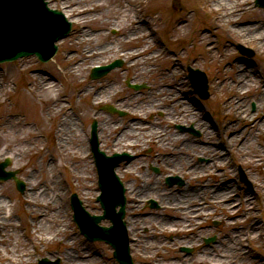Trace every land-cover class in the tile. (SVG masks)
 <instances>
[{"label": "rangeland", "instance_id": "1", "mask_svg": "<svg viewBox=\"0 0 264 264\" xmlns=\"http://www.w3.org/2000/svg\"><path fill=\"white\" fill-rule=\"evenodd\" d=\"M48 1L50 7L63 10L59 0ZM90 1L81 0L79 5L84 4L92 7L96 4ZM253 1L249 0L248 4L234 5L235 12L240 16L241 21H260L264 26V7L255 6ZM101 2L103 3L101 6L102 11L94 16L96 19H93L92 22H85L88 26L89 24L93 26L97 24L96 26L101 28V30L94 32L89 39L85 41L78 39L82 23L71 20L73 16L70 15L67 17L72 21L73 28L69 35L57 41L58 50L49 61L40 62L35 55H29L20 57L14 61L0 63V83L3 87L0 91V119L6 120L7 117L12 116L11 114L17 113L16 119L18 121H28L31 125L30 131L32 135L34 133V136L36 134L39 136L34 146L31 145L34 140L29 138V148L21 157L17 155L18 149L21 146H17V142L13 140L12 154L0 155V161L6 157L10 159V163L5 169L17 170V176L25 182V188L23 192H20L17 190L13 179L0 180V186L4 185L6 190H8V195H5V199L11 198L15 223H22L17 228V235L20 241H27L29 237L27 235H29L28 233L31 228L30 221L34 219V216L27 211L23 198L31 191L32 181L26 180L28 172H32L33 169L40 167L42 171L38 172V180L47 185L51 177H58L60 184L64 187L60 195V201L67 210L65 220L68 222V225L64 230H60L51 242L44 244L37 243V251L31 257L32 262L29 264H38V260L43 257L48 258L50 262L60 260L59 264H68L63 259V255L57 253V251H60L65 236L67 237L69 234H73L76 237L75 248H89L91 252L98 254L100 261L97 264H120L113 257V248L108 243L100 240H89L80 232L73 220V210L69 200L70 194L75 192L89 213H102V208L97 200V195L99 194L98 177L91 151L89 150L85 153V150L90 147V123L96 120L97 125L99 124V128H101L103 119L108 120L110 127L108 126L104 130L102 136L98 135L99 142L104 140L105 144L100 147L108 153L115 148L120 150L118 147L114 148L112 145L122 125V123H119L117 126L115 123L113 124L114 120L110 121V118L115 119L117 116H114L115 114L113 113H107L106 109L102 107L103 105L112 103L116 107L118 106L117 108H128L133 112L139 111L142 116H145L148 112L156 113L154 107L143 106V102H146L149 98L152 99L153 94L159 97L163 95L159 93L161 88L170 89V93L175 92L179 84V78L184 74V66L185 64H189L191 66H205L208 77L212 79H210V90L212 93L210 103L217 100V97L224 95L221 94L223 87H226L227 91L228 89L229 91H233L235 96L226 94L225 100L221 103L225 104L224 107L221 105L225 115H229L231 119H234L235 116L237 118L235 111L238 106L244 102H248L251 98L254 100L260 99V110L264 109V48L261 49L259 45L261 39L252 35L259 28L254 27L252 30H249L253 32L252 34H247V31H239L234 36L226 34L224 31L226 26L224 24H216L222 22L220 18L221 14L227 13L229 4L225 2L222 4L221 2L219 8L214 9L211 6L214 4H212V0H139L138 2H132L131 0H101ZM139 10L140 12H137ZM134 12L137 13L135 14ZM137 15L148 22V26L155 33L154 37L156 40L157 37H160L165 40L168 47L176 50L177 54L175 53V58L178 60L175 63L177 65L172 69V72L176 71V74L171 76L170 73L164 70L165 66L170 62L171 64L174 62V54L165 52L163 49L160 51L158 47L160 44L150 46L149 51L154 49H159V51L151 54L149 59H146L147 53H143L137 58L133 57L135 54L127 53V50L134 49L139 44L143 46L145 40H147L145 38L144 41H141L139 38L140 43H137V40H132L129 43L123 40L129 32H133L134 25L131 24V21ZM85 20L90 21V18ZM112 23H115L114 27L111 25ZM87 30L92 32L90 28H87ZM210 42H212V46L217 48L214 53L206 48V44ZM236 43L252 47L255 50L254 58L244 57L242 61L238 57L239 55L235 47ZM102 46H104V49L100 54L102 58L99 62L100 64H106L118 58L123 63L120 67L113 68L104 76L92 79L90 77L91 68L98 62L92 57L94 61L91 63V57H86L82 50L96 48H100L101 50ZM177 47H182L183 49L180 51ZM68 55L73 58L70 59ZM143 58L147 60V63L142 64ZM75 62H79L77 71L73 70ZM183 62L185 63L183 64ZM151 65H154V67L150 68ZM217 65L219 66L218 70ZM148 67L150 68L149 70ZM248 67L255 74H258L257 77L261 78V82L257 83V77H254L253 74L249 75ZM240 68L241 70L246 69L245 77L236 79V74ZM47 74H49V77H55L58 91L67 100L60 110L51 107L49 110H46L40 99L31 94L33 84L39 83L38 78L40 76L48 77ZM219 74L222 79L215 80L214 78H217ZM127 79L130 82H143L147 86L142 90H138V92L127 85ZM222 80H224L225 84L223 87L220 86L219 89V87H216V84H219ZM232 81L235 82L232 83ZM239 82L241 85L238 88L237 83ZM169 85L171 86L170 88ZM245 86L246 88L243 89ZM183 87L184 85H179V89L184 91L185 95L190 98V92ZM86 89L89 90L88 95L83 91ZM238 90L245 91L239 92ZM94 93H97V95L94 96ZM166 93L168 94L169 92L167 91ZM40 94L42 92H38V95ZM93 97L103 99V102L95 104L92 102ZM164 103L170 105L172 108V100H164ZM235 106L236 108H234ZM63 112H66V114L71 113L74 117L77 140H81L82 146L78 148L75 154L64 155L62 152L56 154L53 150L57 121L63 115ZM110 115H113V117H110ZM212 117L216 120L215 115ZM244 122H246L244 119L238 122L239 126ZM233 124H236V121ZM4 128L7 129V125H4ZM254 128L255 126L252 129V133L248 132V130L242 131L241 139L245 138V140H248L249 145L248 148L242 147L247 150L246 154L238 152L240 156L239 160L247 162L242 163V168L246 171L247 177L252 179L254 194L252 195L251 208L246 207L243 201H241L242 195L246 191L244 185L241 188H236L235 194L232 196V199L236 200V203L234 202L237 205L236 211L244 216L236 219L233 223L240 227V241L231 245L213 244L208 248L201 247L203 245L200 243V246L191 254L179 251V244H183L182 246L191 245L180 240H175L172 244L162 245H159L158 241L138 246L137 243H131L130 255L135 264H174L175 262L177 264H252V256L254 255H258L264 263V198L257 186V181L264 178V170H262L264 167V147L262 146L264 137H256V145ZM149 139L148 134L139 138V140L144 141ZM77 140H75L76 143ZM153 140L156 143L160 141V139L156 138H153ZM115 142L117 145L124 144L118 140H115ZM177 143L173 144V149H176ZM251 143L252 145H250ZM126 144L123 147L124 149L128 146ZM241 145L243 146V143ZM179 150L182 151V149ZM38 151H42L45 154L43 158L40 157L41 154ZM254 153L261 160L258 166L255 164L256 158L253 157L255 156ZM46 159L49 160L48 163H46ZM22 163L25 165L20 167ZM224 168L225 173H217L210 177L211 181L209 182L215 184L220 182L221 179H225L223 174L232 176L231 171L234 168L232 170H229L226 166ZM208 178L204 174L196 182L195 180L191 181V186H201L203 181ZM233 179H236V177L233 176ZM140 183V181H134L129 183V186L131 187L133 184L138 185ZM203 194L204 192L200 195V197L206 199L203 202H208L209 197ZM50 195L52 194L50 193ZM209 206L225 210L226 215L228 213L226 206L215 203L209 204ZM256 216L261 220L262 227L259 237L254 239L251 237L253 230L251 224ZM100 224L108 225L109 221L103 219L100 221ZM25 248L31 253L34 251L30 243L26 244ZM245 248L247 252L242 253L239 251ZM218 256H223L219 263L210 262ZM176 258L180 260H176Z\"/></svg>", "mask_w": 264, "mask_h": 264}, {"label": "flooded vegetation", "instance_id": "2", "mask_svg": "<svg viewBox=\"0 0 264 264\" xmlns=\"http://www.w3.org/2000/svg\"><path fill=\"white\" fill-rule=\"evenodd\" d=\"M170 91L165 93L168 97L165 100H172V108L161 100L163 95L159 97L153 94V98L142 105L154 107L156 113L148 112L144 120L129 117V114L116 120V123H122L116 139L122 138L123 131L124 134L131 131L130 136L125 135L126 141L130 142L129 146L120 151L128 155L117 167L126 185L124 225L128 240L141 244L180 240L191 245L201 243L206 246V241L211 239L213 244H234L239 240L240 227L233 223L240 214L230 212L226 215L225 210L209 207L205 202L200 208L192 209L190 205L193 199H189H205L193 194L204 192L203 195H207V189L203 185L192 188L191 181L207 174L210 167L226 165L228 169L234 168L239 158L237 152L244 140L241 139V133L246 125L239 128L233 124L235 118L225 115L221 99H214L211 104L207 102L212 97L208 81L206 98L196 97L193 92H190V98L185 94L175 97L176 93ZM221 94L225 95L224 92ZM228 94L235 96L232 91ZM181 104L183 106L180 109ZM257 106L253 100L240 105L247 116H254L256 111H260ZM214 115L216 120L212 117ZM145 134H148V139L151 136L150 139L139 140ZM177 136L182 137L175 139ZM153 138L160 141L156 143ZM175 142L178 143L176 149H173ZM224 169L218 167L215 172H224ZM134 181L141 183L130 187L129 183ZM200 188L202 190L197 193ZM129 194L135 198L131 200ZM177 198L189 200V203L171 207ZM151 199H154V207ZM210 201L220 203L216 197L210 198Z\"/></svg>", "mask_w": 264, "mask_h": 264}, {"label": "bare ground", "instance_id": "3", "mask_svg": "<svg viewBox=\"0 0 264 264\" xmlns=\"http://www.w3.org/2000/svg\"><path fill=\"white\" fill-rule=\"evenodd\" d=\"M62 4L63 12L66 16H73V20L76 22H81V31L80 36L78 39L80 41H85L91 37V35L94 32H97L101 30L97 24L95 26L88 24H85V22H92L93 19H96V14L101 12V6L103 3L101 0H91L90 2L96 3L92 7H88L86 5H79L81 0H59ZM104 1V0H102ZM132 2H138L139 0H131ZM223 4L225 2L226 4H229L230 6L227 9L226 14H221V24H224L226 27L224 28V31L226 34L230 36L237 35L238 32L247 31V34H252L253 32L249 31L252 30L254 27L259 28L260 31H257L252 34L253 37L261 39V43L259 44L261 49L264 48V26L262 25L260 21H241L239 15L236 14V9L234 5L236 4H248L249 0H212L211 5L214 9H218L220 4ZM222 6V5H221ZM137 12H140L137 11ZM137 12H134L135 14ZM114 13V12H113ZM92 15V16H89ZM90 18V21H86L85 19ZM94 24V22H93ZM131 24L134 25L133 32H129L125 37V42H131L132 40H137V43H140L139 38L141 41L145 40L144 45L141 46L140 44L137 45L134 49L127 50V53L135 54L133 56L134 58H137L138 56H141L143 53H147L146 59H149L151 54L156 53L158 50H152L149 51L150 46L155 45L154 40V34L152 33V28L148 26V22L141 18L140 16H134L132 18ZM113 27L115 26V23L111 24ZM144 26V27H143ZM87 28H90L92 32L88 31ZM111 44V43H110ZM206 48L212 52L213 46L210 45V43L206 46ZM104 49V46H102L101 50L100 48L96 49H83L82 52L85 53L86 57H91V63L96 60V64H100V60L102 59L100 57L101 51ZM123 54V53H122ZM70 59L73 57L68 55ZM94 57V60L93 58ZM143 58L142 64L147 63V60ZM151 67H154V65H151ZM240 67V64H239ZM79 68V62H75L73 65V70L77 71ZM148 67V70L150 69ZM246 71L242 70L241 72L236 74L237 79H241L245 75ZM251 73L249 72V75ZM254 77H257L258 74H253ZM245 77V76H244ZM39 83L33 84L31 87L32 95L36 98H39L41 103L43 104L44 108L46 110H49L51 108H56L58 110L62 109L64 106V102L66 101L65 96L61 94V92L58 91V88L56 87V83L52 81V77H42L39 78ZM257 81H259V78H256ZM187 83V78L184 77V81ZM3 89L1 83H0V91ZM85 94H89V90H83ZM168 90L160 89L159 93H162L163 96L161 97V100H165L168 97H166L165 93ZM38 92H42V94L38 95ZM94 96L97 95V93L93 94ZM175 95V93H174ZM92 102L95 104H99L103 102V99L100 98H92ZM183 104H181L180 109L182 108ZM244 112V111H243ZM193 117L195 116V112L192 113ZM17 115H13L11 117H7L5 119H0V155H10L12 154L11 151L12 148V140L17 142V146H21L20 149H18L17 155L19 157L23 156L25 152H27L30 141L29 138H32L34 141L31 143L32 146L35 145V142L38 141L39 136L36 134L34 136V133L32 135L30 128L31 125L28 121L22 120L18 121ZM2 121V122H1ZM263 119H259L258 126L263 124ZM4 125H7V129L4 128ZM109 126L108 120L103 119V122H101V128L99 129V133H104V130ZM75 120L72 114H66V112H63V115L58 118L57 121V128L55 131V143L53 150L56 154L62 152L64 155L66 154H75V152L80 148L81 140H77V134L75 133ZM110 127V126H109ZM256 132L259 133L260 129H256ZM125 135L123 136V139H125ZM38 137V138H37ZM177 136L175 139H179ZM77 140V143L75 142ZM121 140V141H122ZM14 146V145H13ZM121 146V145H120ZM88 151V148L85 150V153ZM39 154H41V158L45 155L42 153V151H38ZM258 157V156H257ZM53 161V160H52ZM49 160L46 159V163H48ZM19 163V162H17ZM53 163V162H52ZM255 164L258 166L260 164V160L256 159ZM25 165L24 163L21 164L20 167ZM39 169V170H38ZM38 169H33L32 172H28L26 175L27 181H32L31 183V191L27 193L23 198L26 203V209L27 211L34 216V219L30 221V231L27 241H20L19 236L17 235V228L19 224L15 223L14 220V213L12 210L13 204L11 203V199H5V195H8V190L4 187V185L0 186V262L1 264H29L32 262L31 257L34 253H36V244L37 243H49L51 240H53L56 235L59 233L60 230H64L65 227L68 225V222L65 220L67 210L63 206L62 202L60 201V195L62 194L63 185L60 184L58 177H51L48 184L45 185L41 180H38V175L42 171V169L39 167ZM48 169V167H47ZM210 171H212V168H209ZM264 170V167L263 169ZM40 171V172H39ZM39 172V173H38ZM55 178V179H54ZM242 183L241 181L239 182ZM207 190H211L209 194L212 196H215L219 200H223L222 202L229 207V213L234 212V202L230 200V197H232L235 193V182H227L222 181V186L219 188H215L213 184H210L209 182H206ZM257 186L259 190L262 192V196L264 198V178L260 181H257ZM141 188V187H139ZM202 190L201 188L197 190V193ZM196 192V191H195ZM50 193L52 195H50ZM187 194L192 195L191 192H187ZM173 195H176L173 194ZM194 196L197 194H193ZM192 195V196H193ZM47 198V199H46ZM175 201L173 204H171V207L176 206H182L189 200H192V204L190 205V208L197 209L201 207V201L200 199L191 198L188 201L185 200H178ZM252 193L247 190L242 195V201L245 204L246 207L251 208L252 206ZM183 201L184 203H180ZM189 203V202H188ZM187 203V204H188ZM232 208V209H231ZM48 222V223H47ZM261 221L257 218L251 226L253 227L251 237L254 239H257L259 237V233L261 230ZM76 241V237L73 234H69L67 237L65 236V240L63 241V245L60 248V251H57V253H60L63 255V259L68 264H97V262L100 261V257L96 252H91L89 248L79 247L75 248L74 244ZM30 243V245L33 246L34 251L31 253L28 249L25 248L26 244ZM138 246V245H137ZM241 252L242 249H240ZM183 258H185L183 256ZM253 262L252 264H264L260 257L258 255L252 256ZM176 260H180L176 258ZM221 260V256H218L216 258H213L211 263H217ZM191 261V260H190ZM241 261V260H240ZM104 264V263H103ZM174 264H177L176 262Z\"/></svg>", "mask_w": 264, "mask_h": 264}, {"label": "water", "instance_id": "4", "mask_svg": "<svg viewBox=\"0 0 264 264\" xmlns=\"http://www.w3.org/2000/svg\"><path fill=\"white\" fill-rule=\"evenodd\" d=\"M264 4V0H260ZM71 23L66 20L62 13L56 9H48L44 0H0V60L14 59L16 57L35 52L41 60H47L56 51L54 42L66 35ZM118 62H113L99 69L103 73L115 66ZM9 160L0 163V178L6 179L13 177L16 180L17 187L22 190L24 183L15 177L14 171H5L4 166ZM112 165L101 167V186L104 193L99 196L105 208L103 216H91V230L85 231L89 238H104L109 241L116 249L115 256L120 261H127L128 250L124 239L122 227V208L117 213L114 207L122 204V190L119 184L113 179L117 188V193L107 194V185L111 179L106 178ZM72 203L75 208V216L79 225L82 227L84 220L83 208L81 202L72 195ZM102 217H109L113 225L101 228L96 232V222Z\"/></svg>", "mask_w": 264, "mask_h": 264}]
</instances>
